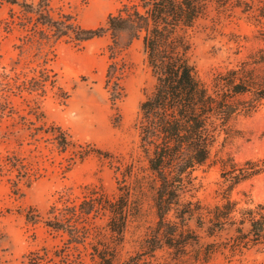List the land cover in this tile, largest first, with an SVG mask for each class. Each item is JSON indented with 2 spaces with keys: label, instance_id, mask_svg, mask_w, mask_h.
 Masks as SVG:
<instances>
[{
  "label": "rangeland",
  "instance_id": "1",
  "mask_svg": "<svg viewBox=\"0 0 264 264\" xmlns=\"http://www.w3.org/2000/svg\"><path fill=\"white\" fill-rule=\"evenodd\" d=\"M133 3L49 0L54 16L68 15L85 28ZM39 30L18 7L0 3V262L27 264L39 255L38 264H96L92 248L105 246L114 249L113 264H125L142 253L157 221L152 190L142 186L150 173L138 149V103L154 83L141 40L133 39L111 58L108 34L86 41L62 37L49 45L36 41ZM189 32L188 56L205 86L215 75L242 67L264 77V62H256L264 57V17L257 10L212 6ZM110 63L118 81L116 100L109 96ZM48 127L65 132L73 145L60 148ZM263 157L264 99L250 114H234L227 121L208 161L195 173L197 197L214 204L222 169ZM128 164L133 165L131 176ZM126 186L132 189L134 211L118 243L106 225L107 212L94 203L111 200ZM247 196L264 202V172L231 192L241 201ZM88 207L90 212L83 213ZM29 213L69 219L89 234L81 242H69L42 218H27ZM139 257L140 264H264V243L241 250L220 245L178 259L164 249Z\"/></svg>",
  "mask_w": 264,
  "mask_h": 264
},
{
  "label": "trees",
  "instance_id": "2",
  "mask_svg": "<svg viewBox=\"0 0 264 264\" xmlns=\"http://www.w3.org/2000/svg\"><path fill=\"white\" fill-rule=\"evenodd\" d=\"M0 3L15 5L33 20L40 28L34 36L38 43L50 45L62 37L86 41L108 34L110 57L115 58L133 39L141 40L154 83L138 103V149L139 158L147 174L150 173L144 176L142 186L147 184L152 190L157 221L152 237L144 241L142 253L129 257L125 264H140L137 259L143 253L153 257L161 249L178 259L190 252H211L220 245L241 250L264 243V202L254 201L250 196L242 201L231 197L237 184L264 172V157L222 169L219 199L212 205L197 197L195 174L208 161L230 117L250 114L260 105L264 99V77L243 67L230 69L215 75L207 87L198 80L188 56L189 30L212 6L216 9L235 6L241 12L257 10L264 17V0H135L130 6L124 5L123 13L109 15L94 28L81 27L68 15L54 16L49 0H0ZM256 62L263 63L264 57ZM114 67L110 63L106 73L112 100L119 96ZM243 95L249 98L231 101ZM47 132L60 148L73 145L62 130L48 127ZM132 167L127 165L128 176ZM131 190L123 187L111 200L94 203L96 209L107 212L106 225L118 243L124 240L127 222L134 211ZM90 210L88 207L82 212L87 214ZM26 216L31 220L42 218L47 227L65 233L72 243L83 241L89 234L87 228L69 219L39 213ZM108 248H92L96 264H113L114 249ZM40 258L30 257L27 264H38Z\"/></svg>",
  "mask_w": 264,
  "mask_h": 264
}]
</instances>
